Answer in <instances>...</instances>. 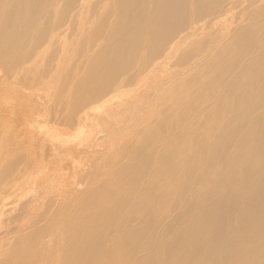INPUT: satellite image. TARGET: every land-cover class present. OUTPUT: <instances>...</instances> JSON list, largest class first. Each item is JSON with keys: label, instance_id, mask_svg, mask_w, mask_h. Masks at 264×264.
I'll return each instance as SVG.
<instances>
[{"label": "bare ground", "instance_id": "obj_1", "mask_svg": "<svg viewBox=\"0 0 264 264\" xmlns=\"http://www.w3.org/2000/svg\"><path fill=\"white\" fill-rule=\"evenodd\" d=\"M102 1L0 0V88L6 85L4 77L12 79L16 75L18 86L21 82V87L27 89L43 84V77L54 73L56 79L45 83L44 88H53L60 101L67 87H75L76 92L86 90L75 109L80 114L125 85L126 79L116 77L118 71L131 66L136 71H147L149 58L154 62L152 70L161 69L155 61L178 57L181 45L196 39H215V46L206 53V62L199 61L187 71L203 70L212 63L221 67L214 91L199 97L208 100L218 94V100L207 111L195 108L187 112L181 131L192 143L186 149L174 146L170 150L175 166L162 165L156 170L149 167L147 172L152 173L137 172L133 184L118 185L120 195L136 189L139 196L114 233L121 251L132 253L131 264H264V0H107L98 16L90 4ZM56 7H60L56 13L58 23L80 27L83 38L78 41L79 53H66L59 65L47 59L54 51L50 36L55 32L52 14ZM237 22L242 24L234 27ZM18 42L21 45L17 46ZM60 45L67 48L65 41ZM7 51H11L10 56ZM78 60L80 65L75 64ZM81 69L91 73L83 74L85 79L77 74L73 82L68 81L72 75L65 71ZM30 99L32 102H18L14 110L0 106V118L12 116L10 120L21 124L15 116H27L38 109L37 113L45 114L52 122L65 125L62 110L57 112ZM2 124L9 135L4 141L11 144L17 132L12 131L14 127L7 119ZM27 125L21 124L20 130ZM18 144L13 146L14 151H20ZM164 161L171 163L166 156ZM119 173L130 176L123 168ZM4 177L0 170V189ZM94 179L93 183L98 182L96 175ZM117 182L107 175L102 183L114 186ZM4 189L8 193L12 187ZM93 194V190L82 191V200ZM110 194L116 196L117 192ZM7 203L0 197L2 212ZM117 203L124 204L120 199ZM79 205L80 201L60 204L56 213L84 217ZM106 217L111 221L116 215L100 209L89 224ZM48 224L18 228L0 264H23L25 258L19 253L43 233L41 236L56 238L62 229ZM72 238L78 246L106 243L99 236L77 232ZM34 252L28 264L45 259L44 251ZM57 258L58 252L52 261Z\"/></svg>", "mask_w": 264, "mask_h": 264}, {"label": "rangeland", "instance_id": "obj_2", "mask_svg": "<svg viewBox=\"0 0 264 264\" xmlns=\"http://www.w3.org/2000/svg\"><path fill=\"white\" fill-rule=\"evenodd\" d=\"M106 1L103 0L102 4L93 3L95 6L90 4L97 10L98 16L103 13ZM59 8L56 7L55 12L53 10L55 14H52L55 32L50 39L54 51L48 53L47 57L58 65L63 62L66 53H79L78 41L83 40L79 33L80 27L58 23L59 15L56 16V13L59 14ZM83 12L87 13L85 10ZM240 24L242 22H237L234 27ZM64 41L66 49L60 45ZM216 42L215 39L202 38L183 44L178 57L155 61L161 65V69L152 70L154 62L149 58L147 61L149 60L150 69L147 71H136L132 66L126 71H118L116 77L126 79L125 85L104 100L85 107L80 114L76 113L75 109L78 108L76 106L79 98L86 95V90L76 92L75 87L70 86L69 90L65 85L68 90L64 91L63 101H60L53 88V91L44 88L45 83H52L56 79L54 73L43 77V84L26 87L27 89L21 87V82L18 86L16 75L12 79L3 78L6 85L0 88V106L14 110L13 106H17L18 102H29L32 97L37 104L51 106L57 112L62 110L61 118L66 123L63 126V122H58V125L45 114L37 113L38 109L31 111L27 116H24V113L15 116L22 126L28 124L24 130L23 127L20 130L21 124L10 120L12 116L3 115V119L0 118V128H3L0 129V170L6 175L1 182L0 197L9 205L4 212L0 210V262L16 239L14 237L18 235V228L31 229L35 225H45L48 222L47 227L58 226L62 229L61 232L56 238L41 236L45 235L43 233L33 239L34 242L19 253L21 258H25L23 264L31 262L35 250L38 253L44 251L45 259L33 264H106V261H110L109 264H131L132 253L121 251L114 230L127 218L132 211V203L136 202L135 199L139 195L136 194V189L120 195L118 185L133 184L136 173L142 175V171L146 173L149 167L156 170L162 165L170 164V168L175 166L176 160L170 150L174 146L186 149L188 144L192 143L181 131L182 125L185 124L184 117L195 108L207 111L214 107L218 94L208 100L199 97L214 91L219 78L216 75L222 70L215 63L207 65L203 70L187 69L199 61L205 63L207 51L213 48ZM6 55L10 56L11 51H7ZM33 56L31 59L34 60ZM75 64L80 65L81 60ZM65 73L72 75L68 81L73 82L77 74L79 78L85 79L83 74H90L91 71L81 69ZM72 110H75L74 113ZM5 119L10 127H14L12 131L17 132L13 134L11 144L4 141L9 137L2 124ZM29 119L34 121L27 123ZM42 132L43 135L40 134ZM17 142L20 151L13 150ZM164 156L170 159L171 163H166ZM130 166H134V169H130ZM122 168L125 173H130L129 177L119 173ZM149 173L152 172H147ZM95 175L98 182L93 183ZM107 175L116 178L117 184L104 185L102 182L107 179ZM7 187H12V190L4 193V188ZM92 190L94 194L88 200H82V191ZM112 191H116L117 195L112 196ZM117 199L122 200L124 204L118 205ZM12 200L16 203L9 204ZM76 201H80L79 206L85 212L84 217L56 213L58 205L65 206ZM25 202L26 204L21 205ZM29 206L32 209L22 214ZM100 209L112 211L116 218L111 221L107 217L99 218L94 225H90L89 220ZM76 232L99 236L106 243L92 247L90 244L78 246L72 238ZM57 252V261L53 262V255Z\"/></svg>", "mask_w": 264, "mask_h": 264}]
</instances>
